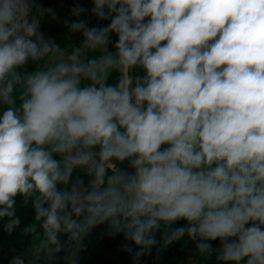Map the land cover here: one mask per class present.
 <instances>
[{
  "label": "clouds",
  "instance_id": "obj_1",
  "mask_svg": "<svg viewBox=\"0 0 264 264\" xmlns=\"http://www.w3.org/2000/svg\"><path fill=\"white\" fill-rule=\"evenodd\" d=\"M92 5L110 22L64 20L77 46L41 31L35 0H0L3 230L19 228L20 196L35 213L27 264L100 225L136 246L134 264L185 236L203 258L264 264V0Z\"/></svg>",
  "mask_w": 264,
  "mask_h": 264
},
{
  "label": "trees",
  "instance_id": "obj_2",
  "mask_svg": "<svg viewBox=\"0 0 264 264\" xmlns=\"http://www.w3.org/2000/svg\"><path fill=\"white\" fill-rule=\"evenodd\" d=\"M36 4L40 5L45 11L41 17V31L46 36L51 37L57 43L65 45L72 43L79 45L83 39L82 35L72 33L64 25V20L75 21L78 19L87 20L89 26H106L110 21H99L92 13V0H35ZM81 5L89 11L82 14L80 17L73 16L71 9L75 5ZM47 9H52V12H48ZM113 40L116 39L115 35L112 36ZM111 45L109 48L111 50ZM35 67L34 64L29 62L26 69L31 71ZM117 74H113L109 83H115ZM2 114V110H0ZM121 167L128 168L127 162ZM131 171V169H128ZM82 175V174H80ZM85 183L88 178L83 177ZM34 209L31 201L25 205L22 197H16V216L20 218L21 224L19 228L15 229L11 235L3 230V223L6 221H0V264H9L11 258L14 255L25 254V261L33 259L32 256L27 254L33 237L23 233L24 227L34 222ZM186 222L179 221L175 227L183 226ZM161 233H157V240L159 241ZM61 239L66 241L67 235L61 234ZM212 243V242H211ZM84 247L78 248L73 242L71 246L66 245L65 251H61L53 264H71V261H75V264H134L132 255L123 250V245L127 244L134 250L136 246L131 241H126L123 234L111 236L107 232V225H100L92 230L90 235L83 241ZM161 244L158 243L156 248H153L151 255H145L141 257L140 264H222L221 261L216 259V253L212 256L203 258L197 252L196 242H193L185 236L181 240L169 245L166 249H163L159 253L157 248H160ZM213 249H217L212 243ZM67 256V259L65 257Z\"/></svg>",
  "mask_w": 264,
  "mask_h": 264
},
{
  "label": "crops",
  "instance_id": "obj_3",
  "mask_svg": "<svg viewBox=\"0 0 264 264\" xmlns=\"http://www.w3.org/2000/svg\"><path fill=\"white\" fill-rule=\"evenodd\" d=\"M212 243L217 249L220 247V241L219 240L212 241ZM242 264H244V262H242Z\"/></svg>",
  "mask_w": 264,
  "mask_h": 264
},
{
  "label": "rangeland",
  "instance_id": "obj_4",
  "mask_svg": "<svg viewBox=\"0 0 264 264\" xmlns=\"http://www.w3.org/2000/svg\"><path fill=\"white\" fill-rule=\"evenodd\" d=\"M135 74L143 75L144 73L141 70L137 69L136 72H135Z\"/></svg>",
  "mask_w": 264,
  "mask_h": 264
}]
</instances>
